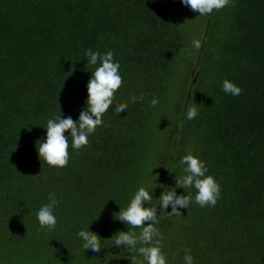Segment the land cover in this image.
<instances>
[{"label": "trees", "instance_id": "trees-1", "mask_svg": "<svg viewBox=\"0 0 264 264\" xmlns=\"http://www.w3.org/2000/svg\"><path fill=\"white\" fill-rule=\"evenodd\" d=\"M87 49L112 51L123 84L88 145L74 150L66 132L68 165L52 167L37 147L48 119L77 121L87 107L96 67ZM225 79L240 95L224 93ZM189 151L221 185L214 207L176 187ZM140 187L153 196L144 206L158 207L160 241L185 237L194 264H264V0L205 16L181 0H0V264L40 251L52 264L73 255L107 264L112 237L131 230L114 218ZM165 188L192 193L182 216L159 212ZM52 192L57 225L41 230L37 212ZM85 229L101 237L99 253L83 249Z\"/></svg>", "mask_w": 264, "mask_h": 264}, {"label": "clouds", "instance_id": "clouds-1", "mask_svg": "<svg viewBox=\"0 0 264 264\" xmlns=\"http://www.w3.org/2000/svg\"><path fill=\"white\" fill-rule=\"evenodd\" d=\"M182 4L189 7L193 12H198L199 16L210 15L214 10L219 11L228 6L231 0H181ZM193 47L201 48V41L194 40ZM87 64L96 66L88 84L87 107L80 112L79 119L74 121L71 116L61 118L56 116L48 119L46 124V139L39 142L37 147L40 159H43L49 166L64 168L69 162V140L65 133L70 131L71 147L74 150H80L89 143L88 137L95 132L97 127L103 124V115L113 106L115 93L123 84V76L120 64L114 59V53L108 51L101 54L99 51L87 49L85 51ZM222 90L225 94L232 96L240 95L242 89L235 83L225 79L222 83ZM144 94L130 97L131 103L143 102ZM159 103L157 98L151 100V107ZM127 104L120 103L115 105L114 111L117 114L124 112ZM199 115L196 104L189 103L186 108V118L193 120ZM180 163L185 165V173L179 180H176V187L189 189L194 188L195 203L200 207H214L217 204L221 194V185L212 175H207L206 162L193 155L191 151L185 155ZM163 187V186H162ZM49 203L41 206L37 212V220L41 230L53 231L57 225V219L54 215V208L58 205L55 193H49ZM153 196L144 187H140L134 194L126 209H120L118 213L119 221L130 226L131 229H140L139 235L135 231H120L113 238V245L126 247L136 250L139 243V253L144 257L146 264H167L166 257L161 251L160 240L163 234L155 227L159 223L158 207H145V203L151 201ZM159 212H167L169 216L180 217V209H188L193 202L191 192L186 195H177L175 188L169 190L165 188L159 198ZM171 206V211L167 209ZM147 222V224H146ZM146 224V226H145ZM83 241V249L99 253L102 247V239L98 234L89 229L81 230L77 233ZM159 238V239H157ZM155 241V242H154ZM185 264H193V256L190 250L185 249Z\"/></svg>", "mask_w": 264, "mask_h": 264}, {"label": "rangeland", "instance_id": "rangeland-1", "mask_svg": "<svg viewBox=\"0 0 264 264\" xmlns=\"http://www.w3.org/2000/svg\"><path fill=\"white\" fill-rule=\"evenodd\" d=\"M157 175H158V171L154 170L153 183L156 182ZM177 195H182V193H177ZM131 230L135 231L137 235H139L141 231L138 228L131 229ZM168 241L170 243H168L167 241L166 242L160 241L161 251L166 257L167 264H185L184 262V256L186 254L185 249L190 250V252L194 251V249L186 248L184 246L186 243V238L182 236H177V238L171 236ZM114 247L115 248L109 257L107 264H144L145 263L143 256L138 251L139 243L136 246V250L126 248V247H118V246H114ZM56 261L57 263H53V264H89L88 259L85 260L84 257H79L78 255H73L72 258L68 257V261L67 260H62L61 262L58 260ZM13 263H16V264H52L51 258H48L46 253L42 251L36 254L34 256V259H26L24 262L20 260V258H18V260L14 261Z\"/></svg>", "mask_w": 264, "mask_h": 264}]
</instances>
